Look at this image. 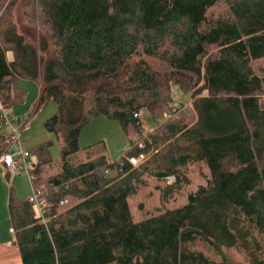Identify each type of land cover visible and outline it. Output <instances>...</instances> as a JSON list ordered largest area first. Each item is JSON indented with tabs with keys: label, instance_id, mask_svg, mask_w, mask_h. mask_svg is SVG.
<instances>
[{
	"label": "trees",
	"instance_id": "trees-1",
	"mask_svg": "<svg viewBox=\"0 0 264 264\" xmlns=\"http://www.w3.org/2000/svg\"><path fill=\"white\" fill-rule=\"evenodd\" d=\"M221 4L225 15L209 14ZM25 6L37 34L11 25L0 40V103L23 101L21 80L41 81L34 110L56 104L44 128L61 145L54 176L46 171L50 142L32 150L35 185L50 191L45 225L28 200L9 196L23 264H264V75L253 67L264 60V0ZM172 84L190 93L188 106L172 105ZM141 111L165 116L144 140ZM98 117L118 122L128 139L117 161L102 141L79 147L80 131ZM2 122L0 113V131ZM7 146L0 136V154ZM139 154L145 159L132 166L127 157ZM192 165L207 177L186 203L133 220L129 199L143 176L174 177L161 191L164 203L188 184Z\"/></svg>",
	"mask_w": 264,
	"mask_h": 264
},
{
	"label": "rangeland",
	"instance_id": "rangeland-1",
	"mask_svg": "<svg viewBox=\"0 0 264 264\" xmlns=\"http://www.w3.org/2000/svg\"><path fill=\"white\" fill-rule=\"evenodd\" d=\"M27 0H17L16 4L12 7L10 11L8 8L3 6L0 7V40L3 39L4 33L8 31L11 25H15L16 30L19 34H23L26 37L31 34H37L36 29H34V23L29 22V17L31 14L30 8L26 7ZM209 14L212 16L221 14H226V7L224 5H217L209 11ZM153 65L159 67L157 63L153 62ZM253 67L258 74L264 75V60L257 61L253 63ZM38 85H41V81L38 82ZM38 85L33 81L21 80L19 86L25 91V96L22 102L16 103L11 107V110L7 113L8 117L17 116L18 118L28 116L30 119L29 124L21 131L19 142L14 143L10 147L11 153H16L20 148L24 151H29L31 156L28 158L32 163H36L35 155L32 154V150L39 144L43 142H50L49 147V158L52 165L50 168L46 169L47 176H54L60 171V141L56 138L53 133H48L44 124L47 119H49L56 112V104L53 101H48L41 109L35 112V101L38 94ZM170 95L173 106H177L180 103H185V106H188L189 103V94H184L181 92L178 87L173 84L170 87ZM187 102V103H186ZM188 108V107H187ZM177 110V109H176ZM141 117L143 118L145 126L147 129L153 131L152 128L157 126L159 123L164 122L165 116L162 114L155 120H151L149 114L145 111H141ZM12 126L16 127V124L12 122ZM9 130L7 127H4V131ZM104 130V129H103ZM108 132V129H106ZM97 133H100L98 130L93 131L94 137ZM101 137V136H100ZM98 137L92 140L95 141ZM100 140V139H99ZM20 144V145H19ZM126 147V146H125ZM129 146L127 147V149ZM127 149L123 152L125 155ZM77 157V156H76ZM78 161H84L83 155L77 157ZM0 164V180L8 187H12L14 190L19 192L24 189L31 193V187L27 176L24 171H20L16 176L10 178L9 183L5 180L6 172ZM207 177V170L202 165H192L188 168L186 173V178L188 181L187 185H183L176 193H172L168 197V202H162L161 200V191L165 186H171L174 182L169 181V179L157 180L147 175L143 176L144 186L139 188L138 193L129 199L130 211L133 216L134 221H140L148 217L149 214L154 213L157 210L163 209H172L179 206H182L186 203L187 195L190 192H194L199 185H204V180ZM46 180V179H45ZM43 179V181L45 182ZM44 185V184H42ZM39 185V187L45 186ZM38 187V186H37ZM22 193H27L26 191ZM66 202L64 201V204ZM62 204V205H64ZM232 260L235 261H244L242 254L238 252H228L227 253Z\"/></svg>",
	"mask_w": 264,
	"mask_h": 264
},
{
	"label": "crops",
	"instance_id": "crops-1",
	"mask_svg": "<svg viewBox=\"0 0 264 264\" xmlns=\"http://www.w3.org/2000/svg\"><path fill=\"white\" fill-rule=\"evenodd\" d=\"M106 129H108V132ZM96 130L100 133H97L94 137L93 131ZM96 137L98 138L92 142V140ZM99 141L104 143L106 149L105 155L111 162L120 159L123 152L128 147V139L120 124L104 117H98L82 128L79 134L78 144L79 147L83 149ZM83 157L85 158L84 155ZM9 181L7 183H9ZM24 191L27 193H22ZM10 193H12L17 200H28L29 196V192L27 190L22 189L19 192L18 190H14L12 187L6 186L0 180V264H23L22 255L16 242V231L14 229L9 210ZM35 218L37 219L36 213ZM11 230H13V232H11Z\"/></svg>",
	"mask_w": 264,
	"mask_h": 264
},
{
	"label": "built area",
	"instance_id": "built-area-1",
	"mask_svg": "<svg viewBox=\"0 0 264 264\" xmlns=\"http://www.w3.org/2000/svg\"><path fill=\"white\" fill-rule=\"evenodd\" d=\"M11 108H3L0 107V113L3 119L2 129L0 131V136L3 137L4 142L8 143L7 148L0 154V164L4 168L5 172L9 174V177L12 178L16 176L20 171H24L27 179L29 181L31 187V193L28 196V202L32 205L35 210L36 217L38 221L42 224H46L47 222V212L49 203L47 201V197L50 194L49 188L37 187L35 185L36 177L32 173L34 169L35 162L32 163L28 158L31 156L29 151H24L21 148L16 153L10 152V147L12 144L19 142V137L21 131L29 124L28 116L20 117L12 116L8 117V112ZM135 117L140 118V122L142 124V136L143 139L148 137V134L152 132L149 128L145 126L143 120H141V115H135ZM12 122L16 124V127L12 126ZM4 127H7L9 130L7 132L4 131ZM142 140H140L137 144L138 147H143ZM20 145V144H19ZM145 154H139L136 157H127V161L132 166H139L142 161L145 159ZM169 181L174 182V177H167ZM64 204V201L60 202V205ZM13 232V230H11Z\"/></svg>",
	"mask_w": 264,
	"mask_h": 264
},
{
	"label": "water",
	"instance_id": "water-1",
	"mask_svg": "<svg viewBox=\"0 0 264 264\" xmlns=\"http://www.w3.org/2000/svg\"><path fill=\"white\" fill-rule=\"evenodd\" d=\"M5 180H6V182L9 181V174L8 173L5 174Z\"/></svg>",
	"mask_w": 264,
	"mask_h": 264
}]
</instances>
